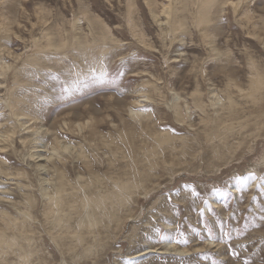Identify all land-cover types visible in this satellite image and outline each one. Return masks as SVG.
I'll use <instances>...</instances> for the list:
<instances>
[{"label":"rangeland","instance_id":"obj_1","mask_svg":"<svg viewBox=\"0 0 264 264\" xmlns=\"http://www.w3.org/2000/svg\"><path fill=\"white\" fill-rule=\"evenodd\" d=\"M0 169L5 264H264V0H0ZM61 177L125 184L82 242Z\"/></svg>","mask_w":264,"mask_h":264},{"label":"bare ground","instance_id":"obj_2","mask_svg":"<svg viewBox=\"0 0 264 264\" xmlns=\"http://www.w3.org/2000/svg\"><path fill=\"white\" fill-rule=\"evenodd\" d=\"M4 106L7 107L9 113L16 116L17 119H24L25 122L34 119V116L32 118V115H29L23 108V106L20 105V103L11 102ZM163 139L164 137L157 138V140H159L160 142H162ZM0 174H3L4 177L10 175L9 173L1 169ZM57 182L58 184H55L53 186L54 188L51 193L53 195L49 197V199L46 198L45 200L46 202L50 203V207L46 211V215L49 216L47 221L54 222V225L57 227V229L65 233L64 235H62V237L71 236L76 242H82L85 239L82 232L79 231H87V233L85 234L89 235L91 233L90 231L95 225L102 223V218L107 215V210L109 209L110 204L116 200V194L113 193L119 192L121 189L125 188V184L119 182L115 184V191L109 194L107 193V195L105 196H88L84 194L85 189H82L83 194L80 196V193L77 189L73 188L72 191L70 190L71 188L66 185L64 177H61L60 181ZM51 194H45V196L48 197ZM27 202H29L31 205L33 204V200L31 198H27ZM85 205L90 206L84 207ZM67 210H69V212H67ZM74 211L77 215V233L70 234V222L72 220L71 212ZM7 215H9V213H0L1 217H6ZM26 219H34V216H31L28 211H25L23 219L15 222V228L20 231L21 238H23L26 243V247L22 249V253L20 256L23 260L29 262V258L34 255L36 249L32 247V238L29 234H27L29 232H32V230H30V225L27 222L25 223ZM3 239L4 234L0 233V253L5 251V249L8 250V247L10 246V244ZM4 256L6 257L5 253ZM6 261L7 260H5V258H2L0 259V264H5Z\"/></svg>","mask_w":264,"mask_h":264},{"label":"snow or ice","instance_id":"obj_3","mask_svg":"<svg viewBox=\"0 0 264 264\" xmlns=\"http://www.w3.org/2000/svg\"><path fill=\"white\" fill-rule=\"evenodd\" d=\"M249 178H251V179H255L254 174H250L249 177H237V180H244V179H249Z\"/></svg>","mask_w":264,"mask_h":264}]
</instances>
